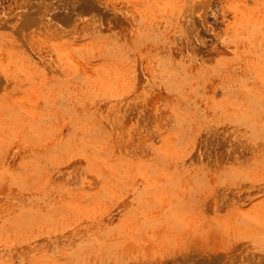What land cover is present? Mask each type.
<instances>
[{"label":"rangeland","instance_id":"obj_1","mask_svg":"<svg viewBox=\"0 0 264 264\" xmlns=\"http://www.w3.org/2000/svg\"><path fill=\"white\" fill-rule=\"evenodd\" d=\"M0 264H264V0H0Z\"/></svg>","mask_w":264,"mask_h":264}]
</instances>
